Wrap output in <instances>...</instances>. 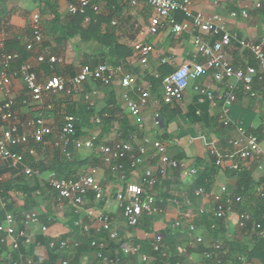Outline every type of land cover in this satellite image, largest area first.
Returning <instances> with one entry per match:
<instances>
[{"label":"crops","instance_id":"obj_1","mask_svg":"<svg viewBox=\"0 0 264 264\" xmlns=\"http://www.w3.org/2000/svg\"><path fill=\"white\" fill-rule=\"evenodd\" d=\"M72 1L56 0L57 12L61 17V27L63 29L69 25L68 19L71 15L68 13V5ZM257 3L261 5V8L255 7ZM99 8V16L102 19L99 27L102 33L110 32L119 44L128 48H131L137 42L151 44L154 48L145 66L140 65L134 56L127 58L123 63L125 70L133 75L135 82L146 89L150 95L147 106L141 110L140 118L134 119L127 112L122 99L126 89H123L118 81L107 86V88H98L92 81L84 83L73 91V93L77 91L73 96L74 99H71V97L66 98V95L63 94L57 97L47 96L44 101L51 102L54 105V111L47 113L42 105L25 103L29 100L25 85L20 80H12L13 109L21 126L27 120L42 114L47 124L58 127L63 116L66 115V107L69 103L73 102L76 109L84 113L88 107L86 108L85 104L87 102L83 98L98 99L99 111L102 109L108 110V117L112 120L111 125L103 127L99 123V133L95 132L94 127H82L80 129L82 135L80 139L97 137V134H99V143L102 144L127 142L134 152L140 148L145 149L144 163L139 168L130 169L126 173V181L120 182L115 175L108 172L100 161L99 163L94 162L90 152L83 150L76 152L79 161L90 159L89 164L99 167L98 178L104 191V197L99 203L93 202L91 204V201L87 200L84 210L80 211L79 214H75L70 204H58L54 192L47 186L46 179L49 172L42 170L53 161L55 156L51 143L47 142L45 145H38L39 149L36 150V156L30 157L27 163L31 167L41 170L37 179L32 177L30 183L25 182L26 180L22 181L20 179L21 173L17 169L8 166L2 169L0 184L12 181V191L8 197H4L2 195L3 189H0V209H4L10 202L14 204L15 209L23 205L32 207L30 209L38 214V222L23 223L19 220L21 225L27 230L33 241L41 238L44 241L68 242L70 248L68 250L58 249L59 255H64L67 259L74 261V264H97L96 252L94 254L93 251H83L77 255L75 254L76 250H72L71 245V243L78 241L82 243L83 241L80 238L83 239V237L90 235L83 234L81 236L77 229L72 226L74 220L85 219L84 212L87 209H93L96 213L107 215L112 225L118 229L120 243L122 245L136 244L142 255L150 256L153 264L155 263V257L152 248L157 235H160L164 240L162 250L165 254L168 257L172 255L180 259L179 264H204L203 254L207 245H212L215 242L222 244L223 239L228 242L237 241L249 247L253 246L254 239L257 237L252 228L249 226L244 231L237 228L238 206L234 207L233 213L219 220L223 222L224 228H222L220 234L222 237L216 240H209L204 219L197 220L198 224L195 232L188 231L186 220L183 221L181 227H174L175 221L182 219L183 214L195 213L202 206L205 210L210 211L213 196H221L222 187L226 188L229 196H239L237 195V176L227 169L229 165L228 157L225 159L228 161L225 162V167L217 168L215 175L212 177L211 186L207 190L209 195L202 197H195L192 194L195 191L194 177L177 176L171 168L167 167L166 176L153 190L157 200L161 202V212L146 216V219L142 216L137 228H130L125 224L119 205L115 200V194L121 189L124 191L128 185L140 186L144 169L154 168L159 163L156 151L152 145L144 142L145 139L151 142L160 141L166 146V154L170 160H178L186 168H196L200 174L204 170V166L212 161L209 154L212 147L220 150L223 155L231 154L232 149L229 141L238 137L235 126L247 129L249 132L257 134L258 137L264 138V80H255L253 84L256 98H250L244 93L236 98L230 110L232 124L230 127L225 125V131L218 128L220 124L218 122L219 98L224 95L225 87L223 84L215 83L211 77L207 76L197 82H191L180 103L171 106L163 105L159 100L161 89H159L158 94L150 90L149 79L157 76L164 64L177 68L182 65L192 66L197 63L199 59L196 58L193 47V36L199 33L192 30L190 34H174L171 27L162 21L164 25L159 27L158 33L150 35L148 29L155 15L149 7L143 4L133 8L123 4L108 7L106 2L99 1ZM190 9L192 12H201L206 16L213 14L221 16L225 21L226 29L236 39L255 43L261 42L264 48V0H190ZM40 10V7L31 0H0V11L5 14L0 26V55L4 50L6 52L12 51L10 49L11 44L25 48V45L32 40L31 18L33 14L39 13L42 43L37 45L22 62L30 64L42 80L48 79L52 75H61L68 79L71 78L69 77L70 74L75 75L80 64L89 62L93 65L95 56L101 50V45L93 41H81L77 36L63 40L60 38L59 33L51 34L49 23L52 17L49 13L41 15ZM242 11H247V19L230 17V13L238 14ZM88 22L84 18L83 25H87ZM17 41L19 43H16ZM209 43H212L211 38ZM225 54L237 68L245 67L253 59L246 50L235 43L225 50ZM40 55L56 56L61 60V63L55 64L53 67L47 64H39L36 58ZM197 84L208 87L216 99V102L210 106L208 115H204V124L194 123L188 118V109L194 99L198 98L193 90V86ZM126 92L131 99L137 100L135 92ZM4 99L3 93L0 92V103ZM156 100H159L157 104L155 103ZM89 106L96 107V103L92 102ZM124 116L127 118L129 126L135 128V133L126 140H120L121 130L124 128V125H122ZM212 119L215 120L216 126L213 125ZM89 121L94 123L92 118ZM155 121H158V125ZM5 127L6 124L0 121V133ZM90 166L84 169L75 166L73 174L80 175L88 172ZM259 166L262 169H259ZM242 170L249 171L251 180L255 185L260 183L262 179L264 180V160L248 162ZM261 184L263 183H260L259 186ZM28 194L30 195L29 198L27 197ZM249 198L246 200V204L244 203L242 206L247 209L246 211L252 210L256 204L254 197L250 200ZM41 227H46L45 233L41 232ZM92 227L94 230L99 227V224L93 222ZM198 238H201L202 242H198ZM224 247V254L227 256L225 264H231L230 246L225 244ZM22 251L24 254L21 252L14 253L11 252L9 246L0 245V261L9 255L15 258L21 255L22 258L31 259L33 264H44L47 258V249L42 245L30 244L23 246ZM35 256L38 262H35ZM137 260L136 256L129 257L124 260V264L135 263Z\"/></svg>","mask_w":264,"mask_h":264},{"label":"built area","instance_id":"obj_2","mask_svg":"<svg viewBox=\"0 0 264 264\" xmlns=\"http://www.w3.org/2000/svg\"><path fill=\"white\" fill-rule=\"evenodd\" d=\"M123 5L131 8L145 5L149 7L155 15L148 29L150 35H155L165 22L171 27L174 34H183L196 30L199 34L193 36V47L195 49L197 63L192 66L182 65L174 68V71L164 77L161 81L160 102L163 105L171 106L180 103L185 95L191 82H197L203 77H211L215 83L223 84L225 93L219 98L220 111L218 122L223 125H231L230 109L236 101V93L240 89L250 98H256L253 90L255 80H264V48L263 44L251 41H241L236 39L226 29L224 19L213 14L206 16L201 12H192L190 9V0H117ZM261 8L260 4L255 5ZM90 10L94 14H99V0H73L68 5V13L71 16L81 15L86 17L87 11ZM182 14L183 18L180 22L176 21L175 14ZM231 18L241 17L248 18L247 11L240 13H230ZM40 14L35 13L31 18L32 40L25 45L26 52H32L37 45L42 43V33L40 29ZM2 22H0V26ZM212 43H209V39ZM233 43L243 50H246L256 61L257 67L254 68L246 65L243 68L235 67L226 57L225 50ZM132 56L136 57L139 64L145 66L149 56L154 48L151 44L137 42L131 48ZM0 92L3 93L5 99L0 103V121L6 124L5 129L0 133V175L4 167L14 169L21 168L22 173L27 178L38 177L40 171L24 163V155L30 157L36 156L35 146L51 143L54 150L60 151L66 158L70 157L67 148L73 145L76 151L94 150L96 151L99 161L103 164L108 172L115 175L120 182L126 181L125 163L129 164L130 169H136L143 165L146 151L143 148L134 152L127 142L115 144H102L97 142L96 137L86 139H76L75 137V118L72 115H64L62 122L58 127H52L47 124L45 117L38 114L35 118H31L21 126L18 116L14 111V100L11 96L12 80H20L28 91L29 100L25 103H33L42 105L47 113L54 111V105L51 102H45L47 96L57 97L59 95L70 96L73 91L80 85L89 81L99 82L104 86H110L118 81L119 85L126 91H133L137 95V100L129 97L125 91L122 99L125 103L127 112L134 119L140 118L141 110L147 106L150 95L143 87L139 86L133 75L125 70L123 64L112 67L105 63L97 65L80 64L75 75L66 78L61 75H52L48 79L42 80L33 70V67L22 62L17 68H13L20 55L18 53H2L0 55ZM39 64H47L53 67L55 64L61 63L56 56L40 55L36 58ZM157 77V76H156ZM193 90L198 96V102L205 101L216 102L213 92L206 86L194 85ZM159 100H156L157 104ZM95 124H99V119L95 117ZM158 125V121H155ZM238 137L231 139L229 145L232 149L231 154L223 155L222 152L214 147L209 150L210 156L214 159L217 168H224L225 162L229 161L227 169L232 172L241 171L248 162L264 160V138L259 137L247 129L235 126ZM145 143L152 145L159 157V163L156 167L145 168L141 178V185H128L124 191L122 189L115 194L122 213L125 224L134 228L141 221L142 216H151L161 212V206L154 194V188L159 183V179L164 178L167 173V167L177 168L178 164L171 161L166 154V146L160 141L144 140ZM229 158L226 161V158ZM182 176L185 178L195 177L198 173L196 168H186L183 164ZM262 169L261 166L258 167ZM264 177V175H263ZM48 187L54 192L55 200L58 204L68 203L73 207L74 213L79 214L84 210V206L89 200V196H93L95 203L102 201L104 191L98 178V168L91 167L85 174L77 175L71 179L58 178L56 173L50 171L46 179ZM257 197H264V182L255 189ZM196 197L208 196L209 194L203 190L194 192ZM242 203L239 196L231 197L228 195L225 187L221 188V196H213L212 208L207 211L199 207L195 213L183 214L182 219L175 221L174 227L182 226L183 221L187 222L189 232H195L196 226L194 221L199 215L209 214L216 220L224 219L234 212V207ZM85 219H76L73 226L77 229L79 235L92 233H103L106 238L102 241L92 240L90 247L96 250L97 264H124V260L136 256L138 258L135 263L126 264H153L150 256L142 255L139 248L133 244H125L120 248V253L114 257L104 254L107 249L108 242L119 243L118 229L114 227L105 214L94 212L93 209H87L84 212ZM38 222V214L35 211H28L22 214V221ZM93 222L99 224V227L93 230ZM264 222V217H262ZM17 217L8 214L4 221L0 223V245L9 246L11 252L18 253L21 246H27L35 243L27 230L19 227ZM251 227L258 238L264 239V228L260 222H255L252 216L246 212L238 213L237 228L240 231L247 230ZM41 232H46V227H41ZM202 242L201 238L197 239ZM73 248H78L81 244L79 241L71 243ZM39 246L38 243H36ZM70 244L61 241L59 250H68ZM48 247H55L54 240L49 242ZM212 251L203 254L205 260H212L209 264H221L219 252H222L220 242L211 245ZM152 250L155 253H161L166 256L162 250V237L157 235L154 239ZM239 260H243L240 258ZM0 264H33L29 258H18L11 255L2 258ZM51 264H73L67 258H59ZM247 264H260L258 261L251 260Z\"/></svg>","mask_w":264,"mask_h":264},{"label":"trees","instance_id":"obj_3","mask_svg":"<svg viewBox=\"0 0 264 264\" xmlns=\"http://www.w3.org/2000/svg\"><path fill=\"white\" fill-rule=\"evenodd\" d=\"M99 1L106 2L108 7H113V6L116 7L118 4H121L117 0H99ZM31 2L37 4L40 7L41 15H45L47 13H49L51 15L52 19L49 23L51 34L55 35V34L59 33L60 38L63 40H68L70 38H75L77 36V37H79V39L81 41H85V42L93 41V42H96V43L101 45V50L95 56V59L93 61V63H94L93 65H97L98 63H105L109 66L115 67V66L123 64L127 58L132 56V50L130 48L124 46V45L119 44L117 42L116 38L110 32L102 33L100 31L99 26H100L102 19H100L101 17L99 16V14L96 15L92 11L88 10L86 13V17L89 18V22L87 25H83L85 16H81V15L70 16V18L68 19L69 25H67V27L63 29L61 27V25H62V21L60 19L61 17L59 16V14L57 12L56 0H31ZM4 15L5 14L0 11V22L4 19ZM174 17H175L176 21H178V22H180L183 18L182 14H180V13H176ZM16 43H19V41H17ZM10 49L12 51L6 52L4 50L3 53L18 52V54L20 55V60H18L16 62V64H13V68H17L21 64V62L26 59V57L30 53V52L26 53V51L24 50L25 48H21V46L17 47V45H15V44H14V46L11 44ZM255 63H256V61L254 59H252V61H250L248 63V65L256 68L257 63L256 64ZM83 64H90V63H83ZM173 71H174V68L171 65H170V67L167 66L166 64L162 65L161 70H160L159 74L157 75V77L154 76V77L149 79L150 90H153L155 93L158 94L159 89H161L162 79L164 77H166L168 74L172 73ZM73 76H74L73 73L69 75V77H73ZM94 83L98 88L99 87L107 88V86H104L99 82H94ZM242 93L243 92L239 89L236 93V97L240 96ZM66 97H68V96H66ZM210 106H212L211 102L205 101L204 103L200 104L198 102V98L194 99L191 107L188 109V113H189L188 118L190 120H192V122H194V123H203L204 124L205 123L204 115L205 116L208 115ZM66 115H72L75 118V132H76V134H75V137L73 138V140L80 139V136H82L80 129L82 127L96 126V125H94L95 123L93 124L92 122L89 121L90 118L95 119V117H97L99 119L100 125L101 126L103 125V127L110 126L111 125L110 123L112 121L108 117V115H109L108 110L102 109L101 111H98V109L96 107L88 106V108L84 111V113H81L78 111V109H76V105L73 102L69 103L68 106L66 107ZM212 121L214 122L213 125L216 126L215 120L212 119ZM122 123H123L122 125H124V128H122V130H121V135H120L119 139L120 140H126L128 137L130 138L135 133V128L129 126L128 120L126 117L122 119ZM228 127H230V124L228 125ZM218 128L221 130H224L226 127L223 124H219ZM253 134H255V133H253ZM255 135H257V134H255ZM259 139H262V138L259 137ZM97 142H99V138H98ZM35 149L36 150L39 149L38 145L35 146ZM40 149H42V147H40ZM67 151L70 154L69 158H66L63 154L60 153V151L54 150L55 156H54L53 161L47 167L45 166L42 171H44V172L53 171L56 173L58 178L71 179V178H74L78 175L76 173L73 174V172L75 171V169H74L75 166L78 167L79 169H81V168L84 169L90 165H91L90 167L95 166L93 164H89L90 159H86L85 161H79V159H77L76 154H75L76 152H79V151H76L72 144L69 145V147L67 148ZM85 151L90 152L92 155L93 161L94 162L96 161L97 163H99V157H98L96 151H94V150H90V151L85 150ZM29 158H30V156L24 155V163L25 164L28 163ZM171 161H174V160H171ZM175 162H177L178 167L175 169L171 168V170H173L177 176H180V175L182 176V168L180 167V165L182 163L178 160H176ZM17 170L21 173L20 179L22 181H24L23 178L26 176L22 173L21 168L18 167ZM129 170H130L129 164L125 163V173H127ZM39 171L41 172V170H39ZM216 171H217V167L215 166L214 159L212 158L211 163L208 164L207 166H204V170L200 174L197 173V175L193 178L195 191L196 190H203V191L207 192V190H209V188L211 186L212 177L215 175ZM85 173H87V172H84L83 174H85ZM233 173L235 174V176H237V179H238L237 195H239L242 198V203H243V204L241 203V204L237 205L238 206V208H237L238 212L239 213L240 212H246V213L250 214L252 216L253 220L255 222H260L262 224V227L264 228V222H262V217H264V197H257L255 194L256 187L259 186L260 183H263L264 180L262 179V181L260 183H256V185H255V184H253V182L251 180V175H250L249 171L241 170L239 172H233ZM33 178L37 179L38 177H33ZM33 178H31V179H33ZM20 179H19V181H20ZM27 179H29V178H27ZM161 180L162 179L160 178L159 182ZM11 182L9 181L8 183L5 182L4 184L3 183L0 184V189H3L2 195L4 197H8L9 193L12 191ZM194 192L192 194H194ZM248 197H250L249 200L254 197L255 202H256L254 208L252 210H248L249 212L246 211L247 209H245V207H242L244 205V203L246 204V200H248ZM89 200L91 201L90 203L93 204L94 200H93L92 195L89 196ZM158 205L161 206L160 201L158 202ZM30 208H32V207L23 205L19 210H16L14 207V204L12 202H10V204H8L4 209H0V223L2 221H4L7 214H11V215L17 217L18 222L20 223L19 220L22 221V214L28 212L27 210L28 209L30 210ZM146 216L147 215H144L143 217H145V219H146L147 218ZM198 219H204V221L206 222V228L208 230L209 240H216L217 238L222 237V235H220L222 228H224V224L222 221L216 220L215 218H213L209 214H202V215H199L196 218V220L194 221L195 226L198 224L197 223ZM73 222H72V226H73ZM19 227L23 228L21 223H20ZM137 227H134V228H137ZM73 228H74V226H73ZM87 236L88 237H83V239L80 238L84 243L82 242L78 248L72 247L73 248L72 250H76L75 254L78 255L79 253H81L83 251H85V252H92L93 251L95 254L96 250H94L93 248L91 249L89 247L90 242L92 240H97V242H99V241H102V239L106 238V236L103 233L94 234L91 232V234L87 235ZM163 241L164 240L162 239V242ZM49 242L50 241H44L41 238H39L35 241V243H33V245H35V246H37L36 243H38L39 246L42 245L47 249V258H46L44 264H51L59 258H66L64 255H59L60 252L58 251V249H59L60 241H54L55 247L53 249H50L48 247ZM254 242H255L254 245L249 247L246 244H243V243H240L237 241L228 242L226 239H223V241H222L223 246L221 244L223 254H222V252H219L221 264H225L226 259H227L226 254H224L225 244L230 246L229 251H230V254H232V258L230 259L231 264H247L248 262H250L251 260H254V259L256 261H258L260 264H264V239L257 237L256 239H254ZM121 246H122V243H120V241H119V243L108 242L107 246H106L107 249L105 250L104 254L108 255V253H109L110 257H114L115 256L114 253L116 251H118V254H121L120 253ZM135 246H137V245L135 244ZM22 247L23 246H21L19 248V253L20 252L23 253ZM211 251H212L211 245L208 244L204 253L205 252H211ZM153 255L155 257V263L154 264H179V262H180V259H178L177 257L172 256V255L169 257L166 255L167 256L166 257V256H162L161 253H155L154 251H153ZM34 258L36 260L35 262H38L37 257L35 256ZM240 258H242L243 260H239ZM95 259H96V254H95ZM211 262H213V261L212 260H210V261L205 260L204 264H209ZM72 263L74 264L75 262L72 261Z\"/></svg>","mask_w":264,"mask_h":264},{"label":"rangeland","instance_id":"obj_4","mask_svg":"<svg viewBox=\"0 0 264 264\" xmlns=\"http://www.w3.org/2000/svg\"><path fill=\"white\" fill-rule=\"evenodd\" d=\"M80 62H81V61H80ZM83 62H84V61H83ZM87 63H89V62H87ZM76 92H77V91H75V93H72V94H71L70 96H68V97H71V99H74L73 96H74V94H76ZM64 98H65V97H64ZM66 98H67V97H66ZM62 99H63V98H62ZM83 99L85 100V102H87V103L85 104L86 107H88V106L90 105V103L95 102V103H96V107H97V109H98V111H99V100H98V99H97V100H96V99L91 100V99H86V98H83ZM87 104H88V106H87ZM58 120H59V119H58ZM93 120H94V119H93ZM92 123H93V122H92ZM93 124H94V123H93ZM94 125H96V126H93V127L95 128V129H94L95 132H96V133H99V126H98L99 124H94ZM96 138H97V140H98V138H99V134H97V137H96ZM98 165H99V164H98ZM95 167H97V166H95ZM97 168H99V167H97ZM23 179H24V181L26 180L25 182H29V183L31 182V179H30V178L27 179L26 177H24ZM27 180H28V181H27ZM13 194H14V193H13ZM27 197L29 198L30 195L28 194ZM28 198H26V199L28 200ZM29 200H30V199H29ZM27 202H28V201H27ZM20 208H21V207H19V208L17 207L16 210H19ZM16 210H15V211H16ZM27 211H31V209H30V210L28 209ZM25 212H26V211H25Z\"/></svg>","mask_w":264,"mask_h":264}]
</instances>
